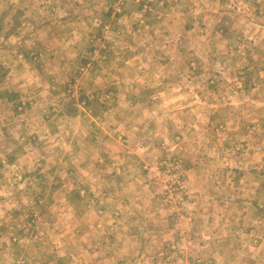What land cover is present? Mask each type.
<instances>
[{
	"label": "rangeland",
	"instance_id": "rangeland-1",
	"mask_svg": "<svg viewBox=\"0 0 264 264\" xmlns=\"http://www.w3.org/2000/svg\"><path fill=\"white\" fill-rule=\"evenodd\" d=\"M1 92L0 264H264V0H0Z\"/></svg>",
	"mask_w": 264,
	"mask_h": 264
},
{
	"label": "trees",
	"instance_id": "trees-1",
	"mask_svg": "<svg viewBox=\"0 0 264 264\" xmlns=\"http://www.w3.org/2000/svg\"><path fill=\"white\" fill-rule=\"evenodd\" d=\"M0 98H5V99H8V100H13V99H16L17 98V95L16 94H11V93H8V92H1L0 93Z\"/></svg>",
	"mask_w": 264,
	"mask_h": 264
},
{
	"label": "crops",
	"instance_id": "crops-1",
	"mask_svg": "<svg viewBox=\"0 0 264 264\" xmlns=\"http://www.w3.org/2000/svg\"><path fill=\"white\" fill-rule=\"evenodd\" d=\"M236 4H240V3H236ZM3 100V102H7L8 103V101H10V102H15V101H13V100H8V99H2ZM13 103H10L11 105L13 104ZM16 103V102H15Z\"/></svg>",
	"mask_w": 264,
	"mask_h": 264
}]
</instances>
